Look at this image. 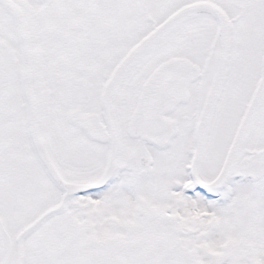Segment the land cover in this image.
<instances>
[{"label": "snow or ice", "instance_id": "snow-or-ice-1", "mask_svg": "<svg viewBox=\"0 0 264 264\" xmlns=\"http://www.w3.org/2000/svg\"><path fill=\"white\" fill-rule=\"evenodd\" d=\"M0 264H264V0H0Z\"/></svg>", "mask_w": 264, "mask_h": 264}]
</instances>
